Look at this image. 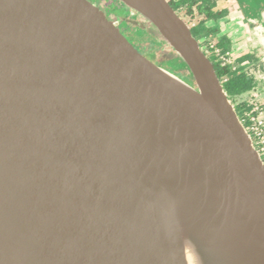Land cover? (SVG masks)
<instances>
[{"label": "water", "instance_id": "water-1", "mask_svg": "<svg viewBox=\"0 0 264 264\" xmlns=\"http://www.w3.org/2000/svg\"><path fill=\"white\" fill-rule=\"evenodd\" d=\"M120 1L192 84L87 0H0V264H264V160L213 62L167 0Z\"/></svg>", "mask_w": 264, "mask_h": 264}, {"label": "flooded vegetation", "instance_id": "flooded-vegetation-1", "mask_svg": "<svg viewBox=\"0 0 264 264\" xmlns=\"http://www.w3.org/2000/svg\"><path fill=\"white\" fill-rule=\"evenodd\" d=\"M87 1L96 6L109 23L116 26L140 55L153 64L175 73L164 60L162 46L151 36L147 25L137 13L120 0ZM102 1L107 3L106 7L101 6ZM167 1L193 31L199 32L198 41L209 57H215V61L223 67L229 66L233 72L244 74L251 81V90L231 100L240 110L239 115L246 128L249 129L251 117L264 119V58L245 49L249 45V40L233 33L236 22L255 19L250 7L241 0H213L214 16L207 17L206 14L199 13L198 6L201 3L196 0ZM224 40L227 42L226 47L224 49L218 47V43ZM223 81L227 82L228 77ZM262 157L264 159V156Z\"/></svg>", "mask_w": 264, "mask_h": 264}, {"label": "trees", "instance_id": "trees-1", "mask_svg": "<svg viewBox=\"0 0 264 264\" xmlns=\"http://www.w3.org/2000/svg\"><path fill=\"white\" fill-rule=\"evenodd\" d=\"M198 3L200 2L201 4L198 6V11L200 14H206L207 17H213L214 13L213 8H214V1L213 0H196ZM192 33L194 35V37L198 40V33L197 31H193ZM227 42L226 40L221 41L220 43H218V47L223 48L226 47ZM226 51V50H225ZM209 57V56H208ZM210 60L213 62L215 70L217 72V75L219 77V79L221 80L225 91L228 94V97L230 100H233L236 96L242 95L243 93H246L247 91L252 89V83L250 80L247 79V77L244 74H238L235 73L231 70V68L229 66H225L223 67L220 63H218L217 61H215V57H209ZM176 74L178 75L180 78H182L183 80H185L186 82H189L192 84V81L183 76L180 73H176V71L174 69H172ZM228 77V81L224 82V78ZM236 111L238 113V116L240 117V110H238L237 107ZM239 111V112H238ZM240 119H242L240 117ZM246 127V124H244ZM264 160V159H263Z\"/></svg>", "mask_w": 264, "mask_h": 264}, {"label": "built area", "instance_id": "built-area-1", "mask_svg": "<svg viewBox=\"0 0 264 264\" xmlns=\"http://www.w3.org/2000/svg\"><path fill=\"white\" fill-rule=\"evenodd\" d=\"M247 130L250 133L257 150L259 149L258 151L261 156H264V119L251 117L250 126Z\"/></svg>", "mask_w": 264, "mask_h": 264}, {"label": "rangeland", "instance_id": "rangeland-1", "mask_svg": "<svg viewBox=\"0 0 264 264\" xmlns=\"http://www.w3.org/2000/svg\"><path fill=\"white\" fill-rule=\"evenodd\" d=\"M251 1H252L251 4H249V0H241V2L246 3L248 5V7H250V9L252 11H254V13L260 11L259 10L260 9L259 6H263V4H262L263 2H261L262 0H251ZM101 6L106 7L107 6V3H105V2L102 1L101 2ZM246 27H247V30L254 31V29L256 27H258V25H256L255 23L252 22V23H248V25H246ZM239 37H242V36L240 35ZM252 42L249 41V46H248L249 48L251 47V45H253ZM253 52L254 53H257L259 56H262L264 58V53H263V50L261 48L259 50L255 49V51H253ZM165 62H166V60H165ZM166 64L169 66L168 63H166ZM171 69H173V68H171Z\"/></svg>", "mask_w": 264, "mask_h": 264}, {"label": "crops", "instance_id": "crops-1", "mask_svg": "<svg viewBox=\"0 0 264 264\" xmlns=\"http://www.w3.org/2000/svg\"><path fill=\"white\" fill-rule=\"evenodd\" d=\"M248 22L252 23L253 20L248 21ZM248 22L247 21H238V22H236L235 27L233 29V33L235 35H238V36L241 35L242 37L247 38L251 42L250 36H249L250 31L247 30V27H246ZM235 29H236V31H235ZM248 46L249 45H247L245 49H248L251 52L255 51V50L250 49Z\"/></svg>", "mask_w": 264, "mask_h": 264}]
</instances>
